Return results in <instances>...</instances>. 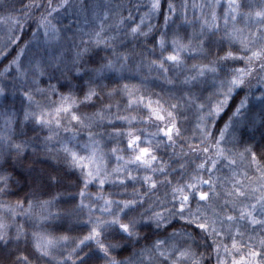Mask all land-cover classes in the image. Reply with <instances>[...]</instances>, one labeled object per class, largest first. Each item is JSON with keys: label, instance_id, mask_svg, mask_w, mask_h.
Listing matches in <instances>:
<instances>
[{"label": "snow or ice", "instance_id": "obj_1", "mask_svg": "<svg viewBox=\"0 0 264 264\" xmlns=\"http://www.w3.org/2000/svg\"><path fill=\"white\" fill-rule=\"evenodd\" d=\"M0 13V264H264V0H0ZM41 153L61 167L37 171ZM52 220L86 234L53 237Z\"/></svg>", "mask_w": 264, "mask_h": 264}, {"label": "trees", "instance_id": "obj_2", "mask_svg": "<svg viewBox=\"0 0 264 264\" xmlns=\"http://www.w3.org/2000/svg\"><path fill=\"white\" fill-rule=\"evenodd\" d=\"M106 1V2H105ZM25 2H27V0H25ZM96 3H100V4H106V3H112V4H116V3H119L120 0H95ZM197 3L201 2V0H196ZM17 7H19V4L17 5ZM2 14V13H0ZM127 13H125L126 15ZM199 13L197 12V15ZM190 16H191V12H190ZM72 22L73 26L75 27V18L74 17H64V19L62 21H60L59 23L60 24H68L69 22ZM153 23H162V21H157V20H153ZM243 26V25H241ZM35 25H31L30 27H25L24 31L21 33V32H17L16 34L17 35H21L23 37V41H27L31 38V35H32V32L35 31ZM7 39V26L6 25H3V24H0V45L3 44V42ZM21 46H22V43H21ZM15 48V45H10L9 49H7V51H12V49ZM56 51L55 49V46H53L52 48H49L48 49V52L51 54V53H54ZM13 55H15V52L12 53ZM155 58V57H153ZM194 61H191L189 60L188 63L191 64L193 63ZM127 74V73H126ZM134 74V73H133ZM142 74H147V69L145 68L143 70V73ZM170 75L172 73H169ZM155 78H156V73L153 72L151 73V75L149 76V79L152 80V81H155ZM56 81L53 80L52 83H55ZM156 83H159V81H155ZM124 83H129V84H138L139 83V79H131V80H128V81H124ZM253 83H255V81H253ZM167 87V86H165ZM149 88L151 91L155 92V93H159L160 92V88L159 87H152L151 85H149ZM245 91H247V89H245ZM254 93H255V97H259L260 96V90H257V89H253ZM243 92L240 93V97L243 96ZM207 95V93L205 94ZM53 100H56L57 97L56 96H53L52 97ZM239 99V97H237V100ZM254 104H257L258 105V101L253 99L252 101ZM231 103V102H230ZM113 111H115V109H113ZM231 111L232 109L231 108H228L226 107L224 112H222L221 114V118H219L217 120V126L218 127H222L224 122H226L227 118L229 115H231ZM226 113V114H225ZM133 115H135V113H133ZM2 120H0V125H2ZM195 124V118L193 117L192 118V125ZM139 127L141 128H147L149 132L151 131H155L154 128H151V127H148L146 124L144 125H139ZM186 127L189 128L188 132L185 133V135H188V136H191L192 135V127L191 126H187ZM97 131H101V130H97ZM110 131V129H109ZM68 134L67 133H64L63 131H61V136H67ZM80 140H84L86 139V130H83L81 131V135L79 137ZM193 142H196V141H193ZM74 143V142H73ZM71 146V145H70ZM109 146L110 143H109ZM187 149L185 148V151ZM177 151H179V148H177ZM167 152H171V149H168ZM157 155L158 156H162L164 160H168L169 159V156L165 153L164 150H161V151H158L157 152ZM36 162L34 164L31 163V161H29V163L31 164L32 167H34L37 171L41 170V169H51L53 166H56V167H61V165L58 164L57 161L49 158L47 155H45L44 153H41L38 157H34L33 158ZM115 164V160L113 159L110 163H109V167H112L113 165ZM176 165H173V167H175ZM71 171V170H70ZM77 174H78V170H77ZM17 175H19V173H17ZM173 183L176 182V177H179V172L177 173H174L173 174ZM183 180V178H181V181ZM30 190V185L29 183H25L24 185L20 186L18 188V191H19V195L18 196H11V197H7L6 199H10L12 201H15L16 199H22L23 198V195L25 192L29 191ZM91 191L95 192L96 191V188L93 187L91 189ZM160 195H162V192L159 193ZM59 208H63V207H66L65 205L61 204L58 206ZM58 210L57 207H54L52 209H50L51 212L55 213L56 211ZM46 214V213H45ZM18 221L20 223L23 224V218H18ZM60 223H63L64 224V227L67 228V227H72L73 224L72 222L70 221H56V220H52V221H49L47 222L46 224V227L48 229V232L53 236V237H57V236H62V235H68V236H72V237H75V236H82L84 234H86V232H80V231H72V232H67V231H64V230H59L55 227V225L57 224H60ZM180 223L181 222H177L176 223V227L179 228L180 226ZM25 228L26 230H34V229H29L28 225H25ZM172 229H169V231H171ZM14 231V229H13ZM92 247L94 248L95 245L93 244ZM85 251H88V249H85ZM63 253L64 256H67V251L64 250V249H57L56 250V255L59 256L60 253ZM113 255H117L116 253H112ZM126 254V253H125ZM81 255H83V253H81ZM117 258H121L120 256H117ZM41 264H43V262H41Z\"/></svg>", "mask_w": 264, "mask_h": 264}, {"label": "rangeland", "instance_id": "obj_3", "mask_svg": "<svg viewBox=\"0 0 264 264\" xmlns=\"http://www.w3.org/2000/svg\"><path fill=\"white\" fill-rule=\"evenodd\" d=\"M106 2V1H105Z\"/></svg>", "mask_w": 264, "mask_h": 264}]
</instances>
